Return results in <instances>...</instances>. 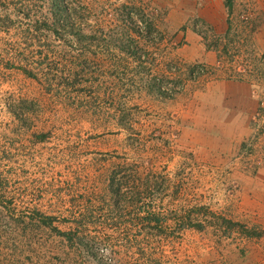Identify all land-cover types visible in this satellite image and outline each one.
<instances>
[{"label": "rangeland", "instance_id": "obj_1", "mask_svg": "<svg viewBox=\"0 0 264 264\" xmlns=\"http://www.w3.org/2000/svg\"><path fill=\"white\" fill-rule=\"evenodd\" d=\"M0 264H264V0H0Z\"/></svg>", "mask_w": 264, "mask_h": 264}, {"label": "crops", "instance_id": "obj_2", "mask_svg": "<svg viewBox=\"0 0 264 264\" xmlns=\"http://www.w3.org/2000/svg\"><path fill=\"white\" fill-rule=\"evenodd\" d=\"M100 30H101V28H100ZM107 31H109V30H107Z\"/></svg>", "mask_w": 264, "mask_h": 264}]
</instances>
